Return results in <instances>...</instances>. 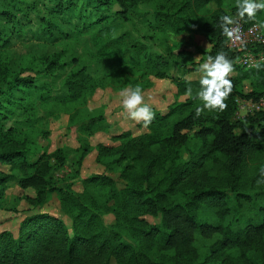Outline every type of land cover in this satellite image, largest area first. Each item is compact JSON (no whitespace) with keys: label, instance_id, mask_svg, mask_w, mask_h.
<instances>
[{"label":"trees","instance_id":"1","mask_svg":"<svg viewBox=\"0 0 264 264\" xmlns=\"http://www.w3.org/2000/svg\"><path fill=\"white\" fill-rule=\"evenodd\" d=\"M211 2L215 7L209 9ZM146 3L152 4L151 12L139 9ZM77 4L75 34L61 31L62 36L88 35L95 48L94 61L113 60L131 88L148 75L170 77L169 71L176 64L184 67L170 54L151 50L146 39L166 43L168 31H202L210 44L206 56L223 51L232 61L235 71L229 78L233 91L225 101L226 110H206L196 118L195 110L202 105L197 97L199 79L177 77V94L187 95L182 102L174 103L165 113L154 111L155 118L145 127L146 132L125 130L112 136L116 144H98L99 157L111 158L110 165L125 180L122 188L104 174L82 179L80 191H74L70 183L56 186L51 171L55 164L64 162L63 149L51 153L42 150L34 159L29 157L37 149L28 138L37 117L18 120L17 125L7 128L1 125L0 163L19 171L20 188L33 190V195L26 196L27 202L39 208L54 193L67 220L38 212L22 219L16 236L1 231L0 264H111L112 260L116 264H264V183H257L264 179L260 175L264 168V110L247 115L241 123L232 120L236 97L256 99L264 95V61L259 70L235 64V54L226 47L221 28L220 17L229 15L223 0H0L1 119H7L4 111L8 105L28 113L35 99L51 100V83L35 82V70L42 68L39 72L51 75L69 67L64 79L67 92L60 102L69 109L71 121L89 131L104 121L101 115L88 112L78 118L82 110L77 107H83L101 85L86 72L80 53L63 45L49 55H21L15 70L9 62L11 38L21 35L25 23L33 22L32 14L41 31L50 35L59 28L58 19ZM82 7L88 13H81ZM232 9L237 13L236 1ZM132 21L149 23L151 32L141 39L130 30L115 34ZM241 21L260 25L264 11ZM261 30L264 33V28ZM67 53L70 62L64 59ZM182 54L178 51L177 55ZM114 74L109 76L112 82ZM246 79L247 90L243 87ZM189 87L191 96L187 94ZM16 92L23 93L19 97L22 101L14 100ZM237 124L240 133L235 132ZM137 126H144L143 122ZM192 136L200 140L199 146L189 147ZM12 178V172L0 170V206L6 183ZM226 189L234 193L233 207ZM242 202L255 208L257 217L229 219L232 212H240ZM210 211L219 221H212ZM106 213L113 215L111 224L103 221ZM147 214L160 219L148 222L144 218Z\"/></svg>","mask_w":264,"mask_h":264},{"label":"rangeland","instance_id":"2","mask_svg":"<svg viewBox=\"0 0 264 264\" xmlns=\"http://www.w3.org/2000/svg\"><path fill=\"white\" fill-rule=\"evenodd\" d=\"M234 1L236 0H223L225 10L233 17L237 16L236 12L232 9ZM208 7L212 9L215 7V4L211 2ZM139 9L151 12L153 6L151 3L140 4ZM78 10L79 4H77L75 9L71 8L66 11L62 18L58 19L57 27L59 28L54 29L50 35H46L41 31V24L36 19V15L32 14L33 22L25 23L21 35L11 38V44L8 49L10 53L9 62L11 69L15 70L18 67V59L21 55L28 53L43 56L49 55L52 52L60 51L63 45L68 51L80 53V62L86 65V72L96 81L100 82L101 85L97 87L94 94L86 101L83 107H77L82 110L78 114V118L84 117L88 112L89 115H101L104 121L91 131L81 128L79 123H73L68 112L69 109H66L60 102L61 97L67 92L64 79L69 67L56 70L51 75L47 73L42 74V72H39L42 68H38V70H35L34 80L37 83L44 81L51 83V88L53 89L51 100L40 102L35 99V95L33 94L30 98L32 100L35 99V101L28 113L18 108L17 105L13 108L8 105L7 110L4 111V113H8V117L4 120L0 117V126L2 125L4 128H7L17 125L16 121L18 120L28 119V117L36 119L37 117L35 123L31 125L28 138L31 141V145H36L35 147L38 150L36 149L29 157L30 159H34L42 150L51 153L59 147L63 149L64 162L62 164H55V167L51 171V177L56 186L70 183L74 191H80L82 189V179L93 174H104L111 177L118 188H122L125 185V180L119 175L118 170L110 165L111 158L99 157L97 145L100 143L116 144L117 141H114L112 136L125 130H131L134 134L143 133L147 130L144 126L138 127L137 122L130 119L122 108L121 92L131 86L124 83L123 77L118 73L120 71L117 70V65L115 66L114 61L111 59L94 61L92 52L95 48L88 35H75V38H64L62 36L61 31L75 34L74 25L77 23L76 15ZM80 11L81 13L84 11L88 13L85 7H82ZM148 19L151 20L150 23H153L152 17ZM149 25V23H139L138 21L127 22L115 34H119L123 30H130L134 36L140 38L142 35H147L151 32ZM145 42L151 46V50L168 53L174 59H177L178 62H183L184 64V67L181 68L176 64L169 71L170 77L159 78L148 75L139 80L136 85L141 87L145 102L152 107L153 111L165 113L171 105L182 102L187 97L186 94H177L175 79L177 77L184 80H197L200 78L198 69L199 65L207 58L206 52L209 49L208 39L202 31L183 32L181 34H174L168 31V41L166 43H163L161 39H146ZM178 51H182L183 54L177 55ZM70 57V54L67 53L64 56L65 61L70 62ZM113 73L115 74L114 81L112 82L109 76ZM249 79L243 80L245 90L249 88ZM28 89L26 91L29 93ZM22 94L21 92L13 94L14 100L22 101V99H19ZM244 118H239L234 112L232 120L234 123H241L244 121ZM44 131L46 132L45 135ZM193 132V130L190 131V135H193ZM235 132H241L238 124L235 126ZM192 138L189 144L190 148L198 145L200 142L194 136ZM84 147L86 149L83 151ZM183 157L184 159L188 158L187 152L184 153ZM0 170L14 174V178L6 183L7 186L1 201L0 218L2 220L0 221V232L8 230L16 236L22 219L27 215L38 212H48L67 220L66 216L59 209L57 195L51 194L46 204L39 208H33L26 200V196L33 195V190L22 189L17 184L19 171L17 169L12 170L10 165L6 163H0ZM226 193L228 194V202L233 207L235 205L234 193L229 189H226ZM240 212H234V214L232 212V217L230 216L229 219L235 216L245 219L250 215H257L256 209L245 202H242ZM209 213L212 221H219L212 211ZM144 218L148 222L155 223L159 221L160 216L147 214ZM113 220L114 218L111 213L103 215V221L106 224H111ZM111 264L116 263L112 260Z\"/></svg>","mask_w":264,"mask_h":264},{"label":"clouds","instance_id":"3","mask_svg":"<svg viewBox=\"0 0 264 264\" xmlns=\"http://www.w3.org/2000/svg\"><path fill=\"white\" fill-rule=\"evenodd\" d=\"M236 15L239 19H234L231 15L220 17L221 28L226 37L230 40H241L240 20L245 17L253 18L258 12L264 11V0H236ZM264 28V23L259 25ZM249 67L259 70L262 67L261 62H253ZM200 73L199 85L200 91L197 97L202 101V105L195 110V117L199 118L207 111H224L227 109L226 100L233 91V82L229 78L235 71L232 61L221 51L215 56L208 55L206 60L199 65ZM187 94L191 96L192 89H187ZM122 108L126 111L128 117L137 123L143 122L144 127L155 118V112L152 107L145 102L144 95L140 86L134 88H125L121 92ZM260 175L264 178V168L260 169ZM257 183H264V179Z\"/></svg>","mask_w":264,"mask_h":264},{"label":"built area","instance_id":"4","mask_svg":"<svg viewBox=\"0 0 264 264\" xmlns=\"http://www.w3.org/2000/svg\"><path fill=\"white\" fill-rule=\"evenodd\" d=\"M239 19V18H236ZM241 40L229 39L226 37V47L235 54L234 62L242 69L249 67L253 62L264 61V33L256 22L244 23L240 20ZM235 114L239 118H244L257 111L264 110V95L256 99L246 97L235 98Z\"/></svg>","mask_w":264,"mask_h":264},{"label":"crops","instance_id":"5","mask_svg":"<svg viewBox=\"0 0 264 264\" xmlns=\"http://www.w3.org/2000/svg\"><path fill=\"white\" fill-rule=\"evenodd\" d=\"M209 43V42H208ZM210 50V44H209V49H208V51ZM2 219L0 218V221H1Z\"/></svg>","mask_w":264,"mask_h":264}]
</instances>
